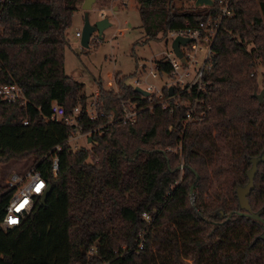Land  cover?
Returning <instances> with one entry per match:
<instances>
[{"label":"trees","instance_id":"trees-1","mask_svg":"<svg viewBox=\"0 0 264 264\" xmlns=\"http://www.w3.org/2000/svg\"><path fill=\"white\" fill-rule=\"evenodd\" d=\"M135 1L142 43L171 28L216 19L221 5L218 0L211 6H194V0ZM73 2H0V86L15 82L28 98L11 109L0 103V116L10 110L0 120V162L32 157L52 185L45 203L37 199L17 226L0 227V264H84L93 247L89 264H264L263 226L238 213L245 208L236 196V187L247 182L248 159L264 152V96L262 102L253 96L254 69L264 67V0H229L231 12L220 19L203 76L199 122L183 128L184 108L172 114L159 106L146 109L133 124L115 123L92 135L97 161L85 148H70L69 126L46 119L51 100L65 114L86 103L84 84L63 66ZM261 77L263 87L264 71ZM95 81L105 108L117 107L102 78ZM125 87L127 94L134 92ZM179 144L175 151L165 150ZM56 145L61 148L55 153ZM1 188L0 221L10 196ZM247 197L251 211L264 219V161L257 164ZM141 233L143 246L137 250Z\"/></svg>","mask_w":264,"mask_h":264},{"label":"built area","instance_id":"built-area-1","mask_svg":"<svg viewBox=\"0 0 264 264\" xmlns=\"http://www.w3.org/2000/svg\"><path fill=\"white\" fill-rule=\"evenodd\" d=\"M3 1L7 2V0H0V2ZM218 1L221 5L220 14L216 19L207 18L200 20L195 26L167 30L163 37L168 46L159 51L156 56L144 57L141 62L137 63L135 75L138 78L134 85L122 83L120 76L114 70L106 72L105 88L116 95L117 107L112 106L106 109V100L100 96L97 88L96 91L86 97V103L83 107L81 104H76L69 114H65V108L60 103L51 100L50 112L46 119L56 120L70 127L71 132L66 140L68 144L79 136L92 143L93 134H100L115 123L133 124L142 111L146 109L152 111L155 106L166 109L169 114L174 113L178 108H184L181 119L183 128L190 122H199L203 117L201 111L203 98L200 97V94L206 89L203 76L210 67L211 45L220 25V19L231 12L228 6L229 0ZM75 36H81L80 30L75 31ZM177 36L189 38L185 44L179 45L180 56L175 54L172 47V42ZM200 51L203 52L202 64L195 67V64L198 63L197 54ZM165 64L167 65L166 68L163 67ZM141 77L143 78L142 81H140ZM151 78L158 80V83ZM125 86L130 87L134 92L127 94ZM135 86L145 90L147 94L135 91ZM169 87H172L173 90L170 95L168 94ZM0 94V103L8 106V108L26 105L28 102L23 89L15 82L2 84ZM82 117L95 123L92 126H85L81 121ZM22 123L26 124L27 120H23ZM168 129H172V125H169ZM88 137H91L90 141H88ZM69 146L73 150L82 148L70 144ZM60 148V145H56L52 150L56 153ZM177 148H180V144L177 147L168 146L165 150L175 151ZM87 150L89 159L97 161L92 147L90 146ZM51 169L56 175L58 170V156L56 154L52 157ZM179 169H182L181 164ZM47 184L46 179L34 163L21 172H11L6 179V187L10 191V196L5 207V214L0 221V227L6 230L17 226L22 218L32 210ZM142 217L146 220L150 219L146 212H142ZM143 236L144 234L141 233L137 241V250L143 246Z\"/></svg>","mask_w":264,"mask_h":264},{"label":"rangeland","instance_id":"rangeland-1","mask_svg":"<svg viewBox=\"0 0 264 264\" xmlns=\"http://www.w3.org/2000/svg\"><path fill=\"white\" fill-rule=\"evenodd\" d=\"M82 1L74 0L73 3L76 9L72 13L71 23L64 35V39L68 42L63 52L65 73L72 79L84 84L83 90L87 96L97 90L95 79L101 77L103 86H106L107 78L105 79V75L108 70H114L120 78L123 77L122 83L125 85H134L138 78L135 75L137 63L141 62L142 58L156 56L159 51L165 49L168 44L165 43L163 36L166 34H163L160 39L142 43L143 31L140 26V17L135 0H95L92 7L87 10L90 22L107 17L111 25L103 30L101 38L94 31L88 47H82L80 37L75 36V31H81L83 25L85 11L81 9ZM176 3L179 4V1L176 0ZM1 29L0 26V31ZM251 47V44L247 45L248 49ZM197 58L198 63L195 64V67L202 64V51L198 52ZM254 71L256 72L258 84L256 92L258 93L263 85L261 73L264 71V67L258 64ZM142 80L141 77L140 81ZM152 80L158 83V80ZM9 112L10 110L6 111L5 115ZM5 115L0 116V120L4 119ZM215 136L217 137V133L214 131L213 137ZM69 144L85 149L91 146V143L87 142L82 136L71 140ZM32 161L33 158L29 157L27 159L16 158L0 162V191L2 190L1 187H6V179L11 172H21L29 167ZM181 176L182 174H179L178 180L181 179ZM213 183H216V181ZM192 200L193 196H191ZM93 249L94 247L89 248L87 251L84 264H89L90 257L88 256L94 252Z\"/></svg>","mask_w":264,"mask_h":264},{"label":"water","instance_id":"water-1","mask_svg":"<svg viewBox=\"0 0 264 264\" xmlns=\"http://www.w3.org/2000/svg\"><path fill=\"white\" fill-rule=\"evenodd\" d=\"M94 2L95 0H83L81 3V9L85 11L83 15V25L80 31L81 32L80 44L82 47H88L90 36L92 35L94 31H96L99 38H101L103 30L111 25V22L109 21L107 17H103L93 22H90L87 10H89L92 7V4ZM212 4H213V0H194V6H211ZM187 41H189V38L182 37V36H177L173 40L172 47L176 55L180 56L179 45L185 44ZM134 90L141 94H145V95L147 94L145 90L141 89L138 86H135ZM172 92H173L172 87H169L168 94L170 95L172 94ZM253 96L257 98L258 102H262L263 96H264V86L262 87L260 92L258 93L254 92ZM90 140H91V137H88V141ZM248 161L250 163V166L246 171L247 182L244 185H238L236 187V196L238 198V203L240 207L245 208V210L238 211V213L240 215L249 216L253 219L260 221L263 226V232L261 233V236L264 237V219L259 215V213L251 211V208L248 202V197H247L248 193L253 188V180L257 172V164L259 162L264 161V152H262L258 156L250 157ZM51 190H52V185L48 183L40 195L41 204L45 203L46 198ZM189 192L190 194L193 193V184L190 185ZM230 215H231V212L228 214V217Z\"/></svg>","mask_w":264,"mask_h":264},{"label":"snow or ice","instance_id":"snow-or-ice-1","mask_svg":"<svg viewBox=\"0 0 264 264\" xmlns=\"http://www.w3.org/2000/svg\"><path fill=\"white\" fill-rule=\"evenodd\" d=\"M13 223H15V221H12Z\"/></svg>","mask_w":264,"mask_h":264}]
</instances>
